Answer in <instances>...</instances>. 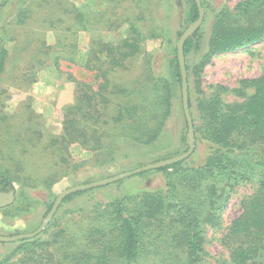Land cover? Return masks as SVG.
<instances>
[{
    "label": "trees",
    "instance_id": "1",
    "mask_svg": "<svg viewBox=\"0 0 264 264\" xmlns=\"http://www.w3.org/2000/svg\"><path fill=\"white\" fill-rule=\"evenodd\" d=\"M202 5L209 14L210 3L202 0ZM138 7L143 9L144 5ZM185 7L182 27L186 30L198 20L200 13L195 0H187ZM211 12L214 20L206 51L204 25L185 44L189 106L196 151L202 146L199 151L203 153L202 163L186 166V159L152 170L165 174L162 186L141 195L116 198L104 207L96 205L92 212L86 211L88 215L72 223L67 221L64 226L62 220L55 217L49 226L54 232L44 241L36 237L0 243L15 245L12 253L0 255V264H264V75L245 79L233 90L217 86L205 92L202 87L205 67L215 56L264 40V0H244L233 9L225 5ZM66 14L72 15V25H79L81 31L87 29L89 19L84 13L72 10ZM145 20L143 13L134 21L129 20L127 37L118 44L97 40L88 52L75 44L61 45L60 51L53 47L38 50L31 66L39 71L45 66L42 57L54 59V66L58 68L61 59L81 68L100 65L99 91H87L84 84L78 82L76 101L65 108L63 131L53 138L52 148L59 147L69 154L77 150L80 154L84 150L100 151L104 148L100 144L101 130L112 121L123 132L121 135L136 144L154 146L173 116L176 100H179L188 131L177 48L173 50L171 76L150 79L145 86L144 101L132 100L126 90L112 85L113 73L137 60L147 40L165 39L164 28L143 33L137 22ZM11 57L2 36L0 76L7 73ZM250 90L252 93L248 94ZM105 91H108L107 98ZM121 93L126 100L115 103L117 110L113 115L106 103L110 102V96ZM229 93L243 101L226 103L224 95ZM186 140L185 135L183 142ZM173 154L161 161L180 156V152ZM252 179L257 182V190L242 201V213L221 238L229 258L212 263L205 247L207 231L222 227L231 192ZM15 181L13 171L0 161V192L15 191ZM86 192L70 195L63 203Z\"/></svg>",
    "mask_w": 264,
    "mask_h": 264
},
{
    "label": "rangeland",
    "instance_id": "2",
    "mask_svg": "<svg viewBox=\"0 0 264 264\" xmlns=\"http://www.w3.org/2000/svg\"><path fill=\"white\" fill-rule=\"evenodd\" d=\"M205 1L210 3L212 11L225 5L233 9L244 0ZM186 2L187 0H0V39L5 36L12 54L7 73L0 76V161L13 171L17 179L14 182L15 203L0 210V236L13 237L36 232L50 213V206L54 205L65 190L133 172L161 161L170 153L174 155L173 152H180V155L188 152V142H183L185 135L187 139L188 131L179 100H176L173 116L167 123L165 132L154 146L136 144L123 136V132L112 121L101 130L103 139L100 144L104 148L100 151L84 150L80 154L77 150L69 154L59 147L52 148L53 138L59 137L63 131L65 108L76 101L78 82L83 83L87 91H99L100 65L81 68L61 59L58 68L54 66V59L42 57L45 61L42 71L31 66L39 49L53 47L60 51L61 45L75 44L78 49L88 52L97 40L118 44L127 37L129 20L134 21L135 17L143 13L145 22H137L143 33L147 34L153 28H164L165 39L147 40L143 44V53L137 60L113 73L112 85L118 90H126L130 99L144 101L145 86L150 79H168L171 76L173 50L178 46L181 38L179 34L190 27L186 30L182 27ZM140 5H144V8L138 7ZM72 10H79L87 16V29L81 31L79 25H72V15L66 14ZM211 11L209 14L205 12L203 22L204 51L207 49L214 20ZM198 59L199 57L195 61ZM262 75L264 40L233 53L215 56L205 67L202 87L205 92L217 86L233 90L243 80L257 79ZM107 93L108 91L103 92L106 98L109 96ZM251 93L252 90L248 92ZM110 97L106 108L114 115L117 110L115 103L125 101L126 96L121 93L120 96ZM224 100L228 104L243 101L230 93L224 95ZM200 147L199 151L202 150V146ZM199 151H196L195 145L186 166L202 163L203 153ZM165 179V174L151 171L94 188L68 202H62L54 218L62 220L61 224L64 226L67 221L72 223V220L88 215L85 214L86 211L92 212L96 205L104 207L116 198L141 195L146 190L162 186ZM257 188V182L252 179L241 183L231 192L223 213L222 227L207 231L205 247L211 258L210 262L229 258L228 251L221 245V238L226 228L242 213V201ZM54 218L37 236L42 241L54 232L53 227L49 228ZM14 249L15 245L0 244V255H8Z\"/></svg>",
    "mask_w": 264,
    "mask_h": 264
},
{
    "label": "water",
    "instance_id": "3",
    "mask_svg": "<svg viewBox=\"0 0 264 264\" xmlns=\"http://www.w3.org/2000/svg\"><path fill=\"white\" fill-rule=\"evenodd\" d=\"M197 7L199 9V18L198 20L193 23L181 36L178 46H177V53H178V61L181 69V76H182V97H183V109L185 113V117L188 123V135H187V142L189 145V150L188 152L171 158L167 160H163L148 166H145L143 168H140L138 170H135L130 173L122 174L120 176L108 179L106 181L94 183V184H89V185H81V186H76L74 188L68 189L63 191L57 198L56 202L54 203L52 210L44 220L43 224L41 227L34 233L31 234H21L18 236H13V237H6V236H0V243H15L21 240L25 239H34L37 236H39L48 226L50 221L54 218L56 212L58 211L60 205L64 201V199L70 195L76 194L78 192L82 191H88L94 188L106 186L111 183L118 182L122 179H125L127 177H131L133 175H138L143 172H148L152 170H158L161 168H166L169 166H172L174 164L180 163L188 158L191 157V155L194 152L195 149V140H194V126H193V120L191 116V111H190V106H189V84H188V74H187V67H186V58H185V44L188 41V39L195 34L203 25L204 18H205V10L202 6V1L201 0H195ZM16 200V193L15 191H11L8 193L0 192V210L8 208L12 206L15 203Z\"/></svg>",
    "mask_w": 264,
    "mask_h": 264
}]
</instances>
